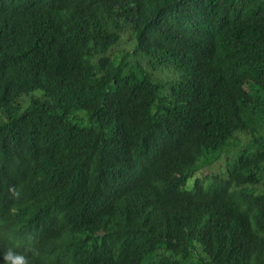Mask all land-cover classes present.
<instances>
[{
	"label": "trees",
	"instance_id": "obj_1",
	"mask_svg": "<svg viewBox=\"0 0 264 264\" xmlns=\"http://www.w3.org/2000/svg\"><path fill=\"white\" fill-rule=\"evenodd\" d=\"M0 227L36 264H264V0H0Z\"/></svg>",
	"mask_w": 264,
	"mask_h": 264
},
{
	"label": "clouds",
	"instance_id": "obj_2",
	"mask_svg": "<svg viewBox=\"0 0 264 264\" xmlns=\"http://www.w3.org/2000/svg\"><path fill=\"white\" fill-rule=\"evenodd\" d=\"M169 66L171 65L167 64V67ZM130 67H134V62L131 63ZM146 101L152 104L155 100L152 98ZM6 228L0 227L2 238ZM48 257H50L49 250L42 242L40 234L36 231H29L21 236L9 253L0 257V264H36L39 261L45 263Z\"/></svg>",
	"mask_w": 264,
	"mask_h": 264
},
{
	"label": "rangeland",
	"instance_id": "obj_3",
	"mask_svg": "<svg viewBox=\"0 0 264 264\" xmlns=\"http://www.w3.org/2000/svg\"><path fill=\"white\" fill-rule=\"evenodd\" d=\"M163 74H164V79L166 81H170V82L176 80L177 77H178V72L174 68H172L171 66L165 67L164 71H163ZM238 138L240 139L239 142L242 144V147L237 148L236 149L237 151L240 150L241 148L247 146L249 144V142L251 141L250 137L249 136H245V135H238ZM218 166H221V164H219ZM210 172L211 171L209 169H207L205 171V174L209 175Z\"/></svg>",
	"mask_w": 264,
	"mask_h": 264
},
{
	"label": "bare ground",
	"instance_id": "obj_4",
	"mask_svg": "<svg viewBox=\"0 0 264 264\" xmlns=\"http://www.w3.org/2000/svg\"><path fill=\"white\" fill-rule=\"evenodd\" d=\"M152 125H153V124H152ZM144 126L146 127V125H144ZM155 128H156L155 131H157V127H155ZM158 128H160V127H158ZM161 131H162V130H161ZM158 132H159V131H158ZM158 132L156 133V136H157ZM154 133H155V132H154ZM159 133H161V132H159ZM161 134H163V133H161ZM158 136H159V135H158ZM154 137H155V136H154ZM159 137H160V136H159ZM162 138H163V136L161 137V139H162ZM155 139H156V138H155ZM161 139H160V140H161ZM156 141H157V140H156ZM162 142H163V141H162ZM158 143H159V142H158ZM158 143H157V144H158ZM157 144H156V145H157ZM160 144H161V142H160ZM221 166H222V165H221ZM136 262H137V261H136ZM138 262H139V260H138ZM133 264H134V263H133ZM138 264H139V263H138Z\"/></svg>",
	"mask_w": 264,
	"mask_h": 264
}]
</instances>
